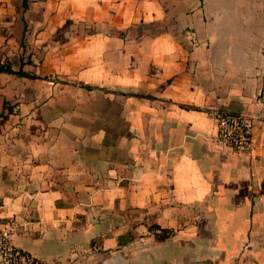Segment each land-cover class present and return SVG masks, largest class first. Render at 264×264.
Masks as SVG:
<instances>
[{"label":"crops","instance_id":"obj_1","mask_svg":"<svg viewBox=\"0 0 264 264\" xmlns=\"http://www.w3.org/2000/svg\"><path fill=\"white\" fill-rule=\"evenodd\" d=\"M0 223L53 264H264V0H0ZM218 109L254 120L247 153Z\"/></svg>","mask_w":264,"mask_h":264},{"label":"built area","instance_id":"obj_2","mask_svg":"<svg viewBox=\"0 0 264 264\" xmlns=\"http://www.w3.org/2000/svg\"><path fill=\"white\" fill-rule=\"evenodd\" d=\"M209 116L217 124V144L238 154L251 151L255 127L251 117L218 109L211 110ZM14 228L12 223H0V264H53L15 247L12 244Z\"/></svg>","mask_w":264,"mask_h":264},{"label":"trees","instance_id":"obj_3","mask_svg":"<svg viewBox=\"0 0 264 264\" xmlns=\"http://www.w3.org/2000/svg\"><path fill=\"white\" fill-rule=\"evenodd\" d=\"M0 74H10V75H16V76L28 77V78L32 77L22 71L19 72L13 71L10 64H0Z\"/></svg>","mask_w":264,"mask_h":264}]
</instances>
